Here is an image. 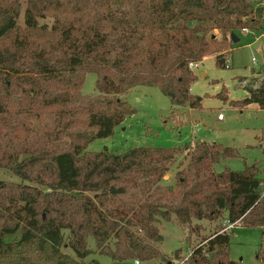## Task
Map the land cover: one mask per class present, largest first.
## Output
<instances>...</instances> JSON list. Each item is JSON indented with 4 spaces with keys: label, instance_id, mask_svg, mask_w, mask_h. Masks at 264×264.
Returning a JSON list of instances; mask_svg holds the SVG:
<instances>
[{
    "label": "trees",
    "instance_id": "obj_1",
    "mask_svg": "<svg viewBox=\"0 0 264 264\" xmlns=\"http://www.w3.org/2000/svg\"><path fill=\"white\" fill-rule=\"evenodd\" d=\"M245 28L264 31V0H0V169L20 179H0V264H101L86 261L95 252L168 262L159 223L173 216L190 232L202 219L264 228L258 165L214 169L240 155L233 147L88 150L136 113L126 99L135 87L159 88L173 108H201L190 63L214 55L226 67L232 33ZM89 72L97 96L82 93ZM262 80L230 104L264 109ZM179 156L186 165L163 184ZM216 226L187 264H235L231 232Z\"/></svg>",
    "mask_w": 264,
    "mask_h": 264
},
{
    "label": "rangeland",
    "instance_id": "obj_2",
    "mask_svg": "<svg viewBox=\"0 0 264 264\" xmlns=\"http://www.w3.org/2000/svg\"><path fill=\"white\" fill-rule=\"evenodd\" d=\"M24 8L25 4L21 11V21ZM236 35L241 41L233 43V47L225 52V57L231 60L230 67L218 66L215 56L211 55L199 62L194 70L198 79L192 84L191 92L203 97L201 108L195 109L194 112H189L188 107L173 108L169 97L159 88L135 87L126 95V99L136 109V113L127 116L112 136L95 139L88 150L100 151L107 148L123 153L134 146L179 147L188 142L197 143L205 140L233 147L240 154L238 157L223 159L215 164L214 169L217 172L226 167L239 171L245 168V164L256 163L262 170L261 176L264 178V109L257 104L244 108L230 104L231 100H242L247 97L248 89L260 85L263 81L264 31L250 30L245 33L241 30L237 31ZM259 47L262 49L261 52L257 51ZM253 57L258 59L257 64L253 63ZM203 71L206 72L205 77L201 75ZM96 81V73H87L82 93L97 96L99 92ZM224 86L227 88L224 91V95L228 97L227 102L218 96ZM220 113H224V120L218 119ZM187 161L186 156H179L163 184H174L176 171L180 165L185 166ZM0 179L20 181L7 169H0ZM224 220H195L193 225H198L199 230L194 232L178 223L175 216L169 221L162 220L159 223L163 236L159 243L160 250L170 256L171 260L176 258L178 263L187 264L192 250L217 229V224L222 225ZM64 233L68 241L70 233L68 230ZM227 233L231 234L230 259L235 264H264L260 256L261 252L264 253L263 227L238 225ZM20 235L21 232L7 236V240L19 238ZM89 246L96 247L93 239L89 240ZM64 250L74 254L68 246H65ZM177 250L179 251L175 257L174 253ZM92 260H97L101 264H136L134 259L117 261L98 252L86 258L87 262ZM140 262L160 264L162 260L157 258ZM168 262L163 261L162 264Z\"/></svg>",
    "mask_w": 264,
    "mask_h": 264
},
{
    "label": "built area",
    "instance_id": "obj_3",
    "mask_svg": "<svg viewBox=\"0 0 264 264\" xmlns=\"http://www.w3.org/2000/svg\"><path fill=\"white\" fill-rule=\"evenodd\" d=\"M243 32H250L249 29L245 28L243 29ZM253 63L254 64H257L258 63V59L256 57H253L252 59ZM198 64L199 62H191L190 63V68H192L193 70H195L196 67H198ZM225 64H226V67H230V64H231V60L229 58H226L225 59ZM225 117L224 113H220L218 115V119H223ZM264 183V182H263ZM238 225H240L239 221H234V222H231L229 220H224L222 222V228H221V232H229L231 231L232 229H234L235 227H237ZM141 262L139 260H136V264H140ZM168 264H180L177 262V259L176 258H173L172 260H170L168 262Z\"/></svg>",
    "mask_w": 264,
    "mask_h": 264
},
{
    "label": "water",
    "instance_id": "obj_4",
    "mask_svg": "<svg viewBox=\"0 0 264 264\" xmlns=\"http://www.w3.org/2000/svg\"><path fill=\"white\" fill-rule=\"evenodd\" d=\"M232 40H233V42L234 43H237V42H239V37L235 34V33H232ZM201 75H202V77H205L206 76V73L203 71L202 73H201Z\"/></svg>",
    "mask_w": 264,
    "mask_h": 264
},
{
    "label": "crops",
    "instance_id": "obj_5",
    "mask_svg": "<svg viewBox=\"0 0 264 264\" xmlns=\"http://www.w3.org/2000/svg\"><path fill=\"white\" fill-rule=\"evenodd\" d=\"M238 37H239V36H238ZM239 39H240L239 41H241V38H240V37H239ZM257 51H258V52H261L262 49L259 47V48H257ZM204 59H206V58H204ZM204 59H203V60H204ZM203 60H202V61H203ZM204 72H205V71H204ZM205 73H206V72H205ZM188 109L190 110L189 112H194V111H195V109H192V108H188ZM224 119H225V117H224L223 119H221V120H224ZM219 120H220V119H219ZM193 222H195V220H194ZM197 223H198V222H197ZM160 264H162V262H161Z\"/></svg>",
    "mask_w": 264,
    "mask_h": 264
}]
</instances>
